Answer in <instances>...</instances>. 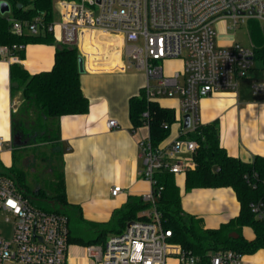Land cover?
<instances>
[{
    "label": "built area",
    "instance_id": "1",
    "mask_svg": "<svg viewBox=\"0 0 264 264\" xmlns=\"http://www.w3.org/2000/svg\"><path fill=\"white\" fill-rule=\"evenodd\" d=\"M0 2L9 3L11 14L10 0ZM9 14L6 16L15 35L56 36L55 27L59 26L60 42L66 46L77 47L98 32L120 36L127 61L124 69L144 71L147 98L180 100V111L184 117L189 116V127L185 128L181 117L178 122L184 129L168 145L155 146L151 137L139 143L144 161L141 176L153 188L143 199L154 205L162 190H154L156 172L184 175L196 168L198 143L185 137L201 125V100L214 93L237 90L238 81L255 68L253 44L216 45V25L227 18L234 28L246 20H257L264 29V0H53L50 16L41 13L22 20ZM27 46L0 45V60L18 63L19 52ZM175 59L181 60L183 71L166 74L164 64ZM260 72L262 79L252 85L255 96H264V69ZM107 126L115 129L118 122L111 119ZM121 191L122 187L115 186L111 194L117 197ZM251 209L257 219L264 221V202L252 203ZM0 213L5 214L6 223H13L10 240L0 235V264H67L68 218L33 206L18 191L15 181L1 172ZM142 215L152 219L130 222L124 232L109 236L104 245L87 247L89 260L93 264H203L202 258L170 242L171 231L164 228L155 207ZM205 264H244V258L236 251L225 250L211 253Z\"/></svg>",
    "mask_w": 264,
    "mask_h": 264
},
{
    "label": "trees",
    "instance_id": "2",
    "mask_svg": "<svg viewBox=\"0 0 264 264\" xmlns=\"http://www.w3.org/2000/svg\"><path fill=\"white\" fill-rule=\"evenodd\" d=\"M10 2L15 17L22 20H30L41 13L50 16L53 7V0ZM250 22L255 60L264 65V29L257 20ZM55 41L52 34L17 36L11 31L8 16L0 15V45L55 44ZM19 54L21 58L24 57V51ZM79 57L76 47L59 44L56 47L55 64L50 71L31 74L17 63L11 66V89L14 94L20 93L22 99L20 108L13 115V135H20L27 144L24 147L14 145L13 164L6 168L0 162L1 174L13 179L18 191L33 206L36 201H43L47 208H37L65 215L69 221L68 241L72 245H104L109 236L124 232L130 222L149 220L142 214L155 207L161 215L164 228L171 231L170 242L202 258L203 264L208 262L211 253L219 251L233 250L242 255H253L263 250L264 221L256 218L251 204L264 202V156H254L250 161L230 156L221 146L218 120L201 124L185 137L196 141L198 149L194 154L196 168L184 174L186 191L232 188L236 193L240 203L239 215L218 228L206 229L202 218L183 210L177 175L167 171H158L154 175L157 182L154 190L162 189L155 205L146 202L143 197L131 196L105 223L85 220L81 209L67 202L60 151L56 153L60 158L59 166L52 168L53 191L48 194L29 184L28 172L16 165L15 152L28 148L37 152L43 145L57 150L60 141L59 120L89 112V100L81 89ZM156 100H149L144 88L138 96L130 99L129 112L135 128L149 125L152 144L158 146L170 136L176 118L174 110L161 106ZM145 113H148L147 118L144 117ZM245 229L253 232L252 240L245 237ZM234 234L238 237L232 236Z\"/></svg>",
    "mask_w": 264,
    "mask_h": 264
},
{
    "label": "crops",
    "instance_id": "3",
    "mask_svg": "<svg viewBox=\"0 0 264 264\" xmlns=\"http://www.w3.org/2000/svg\"><path fill=\"white\" fill-rule=\"evenodd\" d=\"M216 33L219 46L235 43L224 32L216 30ZM54 37L55 44H29L17 64L31 74L52 70L56 47L62 44L57 36ZM76 48L85 59V72L80 76V83L90 107L85 115L65 116L59 120L58 150L62 153L65 193L67 202L79 207L85 220L105 223L131 196L144 197L153 189L141 176L144 161L139 148L141 141L150 138V128H135L129 112L130 99L146 87L147 77L138 68L124 69L127 61L124 40L120 36L98 32L86 37ZM13 64L0 60V137L3 138L0 162L6 168L13 164V148L10 147H14L13 115L22 104L21 94H14L11 89ZM256 80L249 85L251 90ZM244 83L239 82L235 91L218 92L203 98L200 120L201 124L218 120L221 146L230 156L250 161L254 156H264V134H250L254 127V112L263 114L264 101L254 103L253 96L241 90ZM156 101L175 111L176 122L171 134L162 142L168 145L184 129L178 122L184 117L180 100L162 97ZM111 119L118 122L117 128H108ZM184 181V175H177L183 210L202 218L206 229L218 228L239 215L240 203L232 188L186 191ZM115 186L122 187L117 197L111 194ZM244 235L248 240L254 238L250 229H245ZM243 258L244 264H264V249L253 255H243ZM67 264H93L88 258L87 247L70 244Z\"/></svg>",
    "mask_w": 264,
    "mask_h": 264
},
{
    "label": "rangeland",
    "instance_id": "4",
    "mask_svg": "<svg viewBox=\"0 0 264 264\" xmlns=\"http://www.w3.org/2000/svg\"><path fill=\"white\" fill-rule=\"evenodd\" d=\"M10 17L15 18L14 12L12 11L9 14ZM57 22H59V18H56ZM250 21L246 20V22L240 24L237 27H233V21L230 18L220 21L216 25V30H220L234 39L235 43H239L245 47L251 46V36H250ZM55 33L57 36L58 41L61 38V28L59 26L55 27ZM58 43V42H57ZM220 44L219 38L216 36V45ZM166 74H173L174 72H182V62L181 60L175 59L170 60L164 64ZM261 69H264V65L256 60L255 68L249 72L247 79L238 81L245 82L241 88L244 93L249 94L252 98L254 103L257 101H264L263 97L254 96L252 95V90L249 85L252 84L254 79L260 80L262 79V73L260 72ZM247 84L245 87L244 85ZM249 86V87H248ZM253 122L252 124L254 127L250 134L254 135H261L264 134V112L263 114L259 112H254ZM59 150H53L51 147L47 145L41 146L37 152L34 151L32 148H28L24 151H16L15 152V162L18 167L28 172L29 175V184L33 188H41L45 190L48 194H50L52 189V181L54 176L52 175V168L57 165L59 166V156L56 153ZM185 157L188 154H183ZM180 178V177H179ZM180 181V179H178ZM36 207L39 208H47L46 202L43 201H36L34 204ZM150 211V210H149ZM147 212V211H146ZM187 213V212H186ZM188 214V213H187ZM5 214L0 213V235L10 240L13 234V223H6L5 222ZM149 220L152 219L148 217Z\"/></svg>",
    "mask_w": 264,
    "mask_h": 264
},
{
    "label": "water",
    "instance_id": "5",
    "mask_svg": "<svg viewBox=\"0 0 264 264\" xmlns=\"http://www.w3.org/2000/svg\"><path fill=\"white\" fill-rule=\"evenodd\" d=\"M11 12V7L8 2H0V15L5 16ZM85 60L82 55H80L78 60V66H79V72L80 74H83L85 72ZM185 120V128L189 127V116L186 115L184 117ZM14 145L17 147H23L26 145V142L21 140L20 135L14 136ZM234 237H238V235L234 234L232 235Z\"/></svg>",
    "mask_w": 264,
    "mask_h": 264
}]
</instances>
